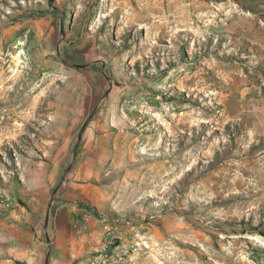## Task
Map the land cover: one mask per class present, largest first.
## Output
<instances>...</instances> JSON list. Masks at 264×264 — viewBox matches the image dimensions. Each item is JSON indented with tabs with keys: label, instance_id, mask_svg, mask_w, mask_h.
Returning <instances> with one entry per match:
<instances>
[{
	"label": "rangeland",
	"instance_id": "obj_1",
	"mask_svg": "<svg viewBox=\"0 0 264 264\" xmlns=\"http://www.w3.org/2000/svg\"><path fill=\"white\" fill-rule=\"evenodd\" d=\"M76 155H126L102 264H264V0H0V225Z\"/></svg>",
	"mask_w": 264,
	"mask_h": 264
},
{
	"label": "crops",
	"instance_id": "obj_2",
	"mask_svg": "<svg viewBox=\"0 0 264 264\" xmlns=\"http://www.w3.org/2000/svg\"><path fill=\"white\" fill-rule=\"evenodd\" d=\"M125 156L76 155L71 170L65 175L53 166L45 170L32 188L36 193L33 197L36 205L29 215V223L23 224L21 217L1 221L0 264L104 263H101L100 241L105 235L117 232L110 222L118 216L121 220L131 217L132 207L126 201L118 203L115 199L124 196L127 182L119 188L117 184L112 186L93 180L101 175L103 161L121 162L120 158ZM51 189L54 191L53 204L45 227L42 207ZM81 201L94 209L89 220H85L84 215L92 213L90 207L84 208L79 204ZM106 263L114 264L111 257Z\"/></svg>",
	"mask_w": 264,
	"mask_h": 264
},
{
	"label": "water",
	"instance_id": "obj_3",
	"mask_svg": "<svg viewBox=\"0 0 264 264\" xmlns=\"http://www.w3.org/2000/svg\"><path fill=\"white\" fill-rule=\"evenodd\" d=\"M85 123H86V121L82 124V126L79 129V132H78V135H77V138H76V142H75V146H74V150H73V155H72L73 158L75 157L76 149H77V147L79 145L81 134H82L83 127H84ZM50 207H51V203L49 204V210H50ZM49 210H48V212L46 214L45 221H44V226L45 227L47 226V223H48Z\"/></svg>",
	"mask_w": 264,
	"mask_h": 264
},
{
	"label": "built area",
	"instance_id": "obj_4",
	"mask_svg": "<svg viewBox=\"0 0 264 264\" xmlns=\"http://www.w3.org/2000/svg\"><path fill=\"white\" fill-rule=\"evenodd\" d=\"M92 216H93L92 213H85V215H84V219H85V220H89ZM107 247H108L107 244H103V246H102V250L107 251ZM105 264H107V263H105Z\"/></svg>",
	"mask_w": 264,
	"mask_h": 264
},
{
	"label": "bare ground",
	"instance_id": "obj_5",
	"mask_svg": "<svg viewBox=\"0 0 264 264\" xmlns=\"http://www.w3.org/2000/svg\"><path fill=\"white\" fill-rule=\"evenodd\" d=\"M161 24V23H160ZM244 25V24H243ZM21 72V71H20ZM16 73V72H15ZM17 74V73H16ZM7 76V75H6ZM40 87V86H39ZM5 88V87H4ZM30 91V90H29ZM17 103V102H16ZM15 106V105H14ZM59 112V111H58ZM59 115V114H58ZM256 173V172H255Z\"/></svg>",
	"mask_w": 264,
	"mask_h": 264
}]
</instances>
